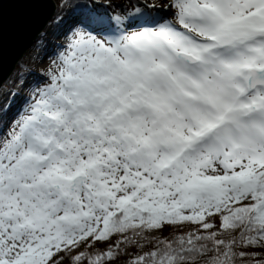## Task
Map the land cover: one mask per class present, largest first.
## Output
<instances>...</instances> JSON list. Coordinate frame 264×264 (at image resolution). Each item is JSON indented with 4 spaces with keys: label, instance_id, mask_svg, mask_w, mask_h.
<instances>
[{
    "label": "snow or ice",
    "instance_id": "6c2138e0",
    "mask_svg": "<svg viewBox=\"0 0 264 264\" xmlns=\"http://www.w3.org/2000/svg\"><path fill=\"white\" fill-rule=\"evenodd\" d=\"M58 8L0 82V264H264V0Z\"/></svg>",
    "mask_w": 264,
    "mask_h": 264
},
{
    "label": "water",
    "instance_id": "95a60500",
    "mask_svg": "<svg viewBox=\"0 0 264 264\" xmlns=\"http://www.w3.org/2000/svg\"><path fill=\"white\" fill-rule=\"evenodd\" d=\"M56 11L54 0H24L4 5L0 18V82L5 84L11 78Z\"/></svg>",
    "mask_w": 264,
    "mask_h": 264
},
{
    "label": "trees",
    "instance_id": "16d2710c",
    "mask_svg": "<svg viewBox=\"0 0 264 264\" xmlns=\"http://www.w3.org/2000/svg\"><path fill=\"white\" fill-rule=\"evenodd\" d=\"M61 0H57V11H56V14L54 16V18L57 16V13L59 11V8H58V5L60 4ZM83 11V9H75L74 11H71V12H68L67 14H71V16H69V18L71 19L70 21H72V19L74 17H76L78 14H80L81 12ZM61 15H63V13H61ZM66 27V24L65 22L63 24H59V26H57V24H54L53 23V20L51 21V23L47 26V28L45 29L44 32H47L48 33V37L49 39H54L55 37V33L59 32L60 29H65ZM59 28V29H58ZM43 32V33H44ZM26 58V57H25ZM23 58V59H25ZM32 64V61L30 60H23L21 63H19V71L18 73H22L25 68H30ZM30 65V66H29ZM18 73H15V75L12 76L11 79H9V83L7 86L11 87L12 89L16 86L15 84H13L12 82L13 81H18L19 80V76H18ZM23 92V91H22ZM17 106H13V111H15ZM10 114V113H9ZM171 234H172V230L171 229H166L164 233L162 234H159L161 236H166V237H169L171 238ZM178 234V233H177ZM102 246V245H101ZM100 246V247H101ZM153 245L152 244H148V243H145V246H144V251H147L149 250ZM132 249V248H130ZM135 251H140V249H134ZM130 259V257H121L120 260L116 261L115 264H126V261Z\"/></svg>",
    "mask_w": 264,
    "mask_h": 264
},
{
    "label": "rangeland",
    "instance_id": "374dc122",
    "mask_svg": "<svg viewBox=\"0 0 264 264\" xmlns=\"http://www.w3.org/2000/svg\"><path fill=\"white\" fill-rule=\"evenodd\" d=\"M55 2H56V4H57V0H54ZM69 16H71V14H67L66 16H64V22H65V24H66V27L68 26V24H70L71 23V19L69 18ZM63 22V23H64ZM65 27V28H66ZM59 29V28H58ZM64 29H60V31H63ZM59 31V32H60ZM54 39H56L57 40V42H62V40H60V39H58L57 37H56V35H55V37H54ZM32 47L28 50V52L26 53V55L24 56V58L25 59H22L21 60V62L23 61V60H29V55H30V53L32 52ZM20 62V63H21ZM30 66V65H29ZM32 67H36V68H39V67H41V65H39V64H37V63H35V62H33L32 61V64H31V66H30V68H32ZM18 71H19V64H18V66H17V68H16V70H15V72H14V74L13 75H15V73H18ZM12 75V76H13ZM12 76H11V78H12ZM10 78V79H11ZM28 79L30 80L31 79V77H28ZM8 83H9V80L5 83L6 85H8ZM13 91H20L21 92V96L23 95V89H19V88H17L16 86L13 88ZM21 102V97L20 96H18L17 98H16V101L14 102V106H19V103ZM11 115V113L9 114V116ZM101 247H104L103 245L101 246ZM129 252L130 253H132V254H135L136 252H138V251H135L134 249H129ZM66 264H67V262H66Z\"/></svg>",
    "mask_w": 264,
    "mask_h": 264
}]
</instances>
